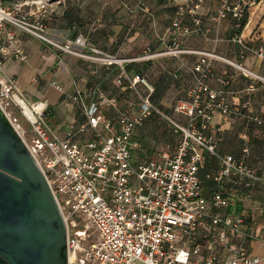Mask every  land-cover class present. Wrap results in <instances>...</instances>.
Instances as JSON below:
<instances>
[{"label":"built area","instance_id":"2783aa9c","mask_svg":"<svg viewBox=\"0 0 264 264\" xmlns=\"http://www.w3.org/2000/svg\"><path fill=\"white\" fill-rule=\"evenodd\" d=\"M213 1L206 8L205 0H166L173 15L156 39L164 49L147 47L135 57L116 59L96 48H88L89 54L73 49L87 48L81 35L65 43L53 39L40 17L45 5L21 14L0 0V110L56 202L65 226L67 264H264V164L256 168L249 162L250 130H264V114L252 102L264 76L214 49L188 50L178 43L191 36L206 40L207 20L216 27L215 47L221 23L231 19L229 41L237 46L238 57L253 56L264 66V38L243 35L242 21L256 0ZM21 34L107 69L115 66L118 87L133 90L139 99L137 112L123 109L116 95H106L98 84L80 89L73 83L66 93L51 81L64 103L77 107L82 117L62 133L55 132L47 121L46 102L30 100L16 77L3 71L8 60L28 61ZM184 53L199 57L190 69L192 83L172 106L174 118L151 102L152 83L125 65ZM214 61L249 79L246 89L234 91L229 78L219 79L220 88L210 87ZM152 114L168 122L179 137L173 152L148 158L134 131ZM215 118L241 124L238 155L218 147L223 128ZM206 160L213 165L202 177Z\"/></svg>","mask_w":264,"mask_h":264},{"label":"rangeland","instance_id":"374dc122","mask_svg":"<svg viewBox=\"0 0 264 264\" xmlns=\"http://www.w3.org/2000/svg\"><path fill=\"white\" fill-rule=\"evenodd\" d=\"M1 2L3 6L11 9H20L21 14L32 11L34 6L45 5L46 12L40 17L52 31L53 39L65 43L66 39H74L81 35L87 48L73 47V49L89 54L88 48H96L117 58L135 57L142 54L147 47L151 50L156 49L157 36L163 35L172 16V7L166 0H1ZM247 19L249 23L247 34L264 38L263 0H256V4L248 11ZM50 50L60 59H68V63L70 59L80 63L90 62L62 50L51 48ZM163 61H166V58ZM95 63L101 64V62ZM84 66L81 68L83 69ZM151 69V66L144 67L142 73L149 82H151L149 75ZM117 74L118 70L115 71V76ZM137 88L144 94L142 85H138ZM102 89L113 92L119 105L129 113L137 112L139 99L133 90L122 89L113 82L102 86ZM173 117L176 118L175 115ZM48 122L51 124V118H48ZM241 130V124L236 122L229 130L222 132L219 135L220 150L238 155L243 147L238 137ZM250 135V162L254 167L259 168L264 164V130L253 128L250 130ZM134 137L144 149L150 151L148 156L154 158L157 156L156 153L162 150L173 152L179 134L174 133L168 122L160 116L152 114L144 119L141 126L135 128ZM142 138L146 140L143 141ZM150 147L153 149L149 150ZM212 165V161L206 160L200 175L203 177Z\"/></svg>","mask_w":264,"mask_h":264},{"label":"crops","instance_id":"0c3cea01","mask_svg":"<svg viewBox=\"0 0 264 264\" xmlns=\"http://www.w3.org/2000/svg\"><path fill=\"white\" fill-rule=\"evenodd\" d=\"M214 3L213 0H205V7L212 6ZM231 23V19L221 23L217 32L220 41L215 47L213 46V39L216 37V27L207 20L204 23L208 29L206 40L200 36L181 38L178 40L179 47L200 51H211L214 49L217 54L229 60L238 61L252 71L264 76V66L253 56H247L245 59L238 57L237 46L229 41ZM248 27L249 23L246 24L243 31L245 37L250 35L246 32ZM21 38L28 55V61L20 63L15 60H8L3 65V71L16 77L19 89L30 100L46 102L48 105L46 112L47 121L48 118H51V124L48 123L57 133H62L69 123H78L82 117L77 107L64 103L63 95L50 85L51 81L60 83L66 93L73 90V83H76L80 89H89L96 84L102 89V86L104 87L110 82L116 84L115 77L117 75L115 76V71H117V68L115 66L107 69L106 66L99 63H80L75 59V61L70 59L71 61L69 60L70 62L68 63V59H60L46 44L41 43L36 38L27 34H21ZM156 43L157 45L155 44V46L157 48H153L152 51L159 52L164 49L157 40ZM198 57L194 53H184L178 56L159 55L148 60L126 63L125 66L128 71L132 73L135 71L140 74L144 73V67L151 66L152 69L149 75H151L150 81L154 91L150 100L156 107H160L161 109H159L164 113L173 114L172 106L174 102L184 96L185 89L192 83L193 76L190 69ZM164 58H166V61H163ZM83 65L85 66L82 69ZM221 78H229L231 80L230 87L236 92H243L249 83V79L242 76L233 67L221 61H214L207 83L212 88H220L219 79ZM106 89H102L106 95H115ZM144 93H146L145 89ZM252 102L256 109L261 114H264V84L258 86L256 91L252 93ZM214 120L222 124L223 132L229 130L237 122L219 120L218 118ZM142 140L146 139L142 138ZM152 149L153 147H150L149 150ZM162 151L156 153V155L158 156ZM149 152L146 149L147 156ZM148 158L151 157L148 156ZM256 247L257 245L254 244L253 249L256 250ZM260 252H264V247H261Z\"/></svg>","mask_w":264,"mask_h":264},{"label":"water","instance_id":"95a60500","mask_svg":"<svg viewBox=\"0 0 264 264\" xmlns=\"http://www.w3.org/2000/svg\"><path fill=\"white\" fill-rule=\"evenodd\" d=\"M0 264H67L65 226L56 202L1 110Z\"/></svg>","mask_w":264,"mask_h":264},{"label":"trees","instance_id":"16d2710c","mask_svg":"<svg viewBox=\"0 0 264 264\" xmlns=\"http://www.w3.org/2000/svg\"><path fill=\"white\" fill-rule=\"evenodd\" d=\"M264 1V0H263ZM247 21H248V19H247V15L244 17V19H243V21H242V27H244L245 25H246V23H247ZM151 97V96H150ZM167 115H169V116H172L173 117V114H168V113H166ZM164 120V119H163ZM222 152H224V151H222ZM224 153H229V152H224ZM230 154H232V153H230ZM249 162H250V159H249ZM250 164L252 165V163L250 162Z\"/></svg>","mask_w":264,"mask_h":264},{"label":"bare ground","instance_id":"6f19581e","mask_svg":"<svg viewBox=\"0 0 264 264\" xmlns=\"http://www.w3.org/2000/svg\"><path fill=\"white\" fill-rule=\"evenodd\" d=\"M116 59H119V58H116Z\"/></svg>","mask_w":264,"mask_h":264}]
</instances>
